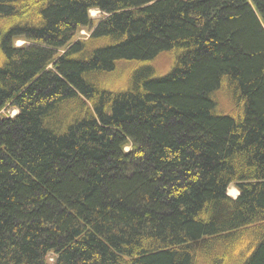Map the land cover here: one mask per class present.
Wrapping results in <instances>:
<instances>
[{"label": "trees", "instance_id": "1", "mask_svg": "<svg viewBox=\"0 0 264 264\" xmlns=\"http://www.w3.org/2000/svg\"><path fill=\"white\" fill-rule=\"evenodd\" d=\"M0 264H264V0H0Z\"/></svg>", "mask_w": 264, "mask_h": 264}, {"label": "rangeland", "instance_id": "2", "mask_svg": "<svg viewBox=\"0 0 264 264\" xmlns=\"http://www.w3.org/2000/svg\"><path fill=\"white\" fill-rule=\"evenodd\" d=\"M90 17L94 20V23L96 25V24H98V22L100 20H102L103 14L101 12L97 11V10H93V11L90 12ZM89 34H90V32L88 30H82V31H80L78 33L77 38L78 37H82L83 39H86V38H88ZM16 45L17 46H22V45H24V43L22 41H18L16 43ZM164 65H165L164 68H166L167 65L166 64H164ZM17 114H18L17 110H14V109L8 110L7 109V110L3 111L1 115H3V116L7 115V116H10V117H14ZM228 194L232 198H236L239 195L238 191L233 186L229 187Z\"/></svg>", "mask_w": 264, "mask_h": 264}, {"label": "bare ground", "instance_id": "3", "mask_svg": "<svg viewBox=\"0 0 264 264\" xmlns=\"http://www.w3.org/2000/svg\"><path fill=\"white\" fill-rule=\"evenodd\" d=\"M234 192V191H233Z\"/></svg>", "mask_w": 264, "mask_h": 264}]
</instances>
